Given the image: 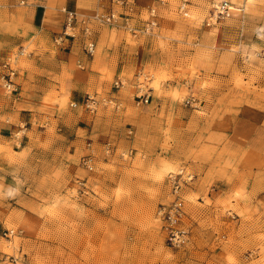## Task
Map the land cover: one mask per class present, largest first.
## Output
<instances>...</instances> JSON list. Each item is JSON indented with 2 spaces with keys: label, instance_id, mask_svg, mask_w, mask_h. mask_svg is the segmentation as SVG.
Listing matches in <instances>:
<instances>
[{
  "label": "rangeland",
  "instance_id": "1",
  "mask_svg": "<svg viewBox=\"0 0 264 264\" xmlns=\"http://www.w3.org/2000/svg\"><path fill=\"white\" fill-rule=\"evenodd\" d=\"M217 1L183 16L179 0H135L137 26L149 7L157 18L139 37L92 15L91 56L82 30L66 36L69 55L0 2V264H264V159L241 149L264 146V0H227L241 10L207 25ZM81 71L89 88L70 97ZM139 92L149 100L137 107ZM86 94L122 108L89 112ZM180 165L195 180L183 189L186 243L171 247L156 211Z\"/></svg>",
  "mask_w": 264,
  "mask_h": 264
},
{
  "label": "built area",
  "instance_id": "2",
  "mask_svg": "<svg viewBox=\"0 0 264 264\" xmlns=\"http://www.w3.org/2000/svg\"><path fill=\"white\" fill-rule=\"evenodd\" d=\"M198 0H179L178 11L183 16H189L191 4L196 3ZM110 8L103 12H97L94 17L95 19L102 23L110 26L121 28L128 33H131L134 37H139L141 35H149L157 26L156 9L155 7H149L147 9V18L143 21L140 26H137L135 21L137 18V7L135 0H109ZM233 10L229 1L219 0L217 2H212L208 9V14L206 16V24L213 25L225 18ZM93 17V18H94ZM82 23V34L85 37L84 40V50L86 54L93 55L95 51V41L92 37L91 30L89 28V20H81ZM77 20L74 13H69L65 25L62 31L63 36L75 37L77 35ZM61 36L56 38L60 40ZM7 89H11L12 83L8 80L5 81ZM123 85L121 79H116L114 81V87L119 88ZM139 91H141L139 89ZM135 106L140 107L145 105L149 100V94L146 92H139L134 95ZM187 103L192 104L193 99H188ZM75 106V103L71 104ZM82 105L85 110L89 112H94L100 105L108 106L115 111H119L122 108V102L116 95H104L98 96L96 94H86L83 98ZM132 131L129 129L127 134L130 135ZM105 154H110L112 147L109 143L104 145ZM131 152H125L127 156ZM123 154V155H124ZM92 155L87 154L83 157L82 164L89 170L93 169ZM195 180V174L187 169L186 166L180 165L174 170L169 171L166 174V181L170 188V199L158 206L156 214L157 218L161 223V228L165 235L166 243L171 246H180L186 243V231L181 226V220L184 215V195L183 189L190 187ZM13 229H7L3 232V235L10 238L14 234ZM13 263L30 264L24 255H14L7 256Z\"/></svg>",
  "mask_w": 264,
  "mask_h": 264
},
{
  "label": "crops",
  "instance_id": "3",
  "mask_svg": "<svg viewBox=\"0 0 264 264\" xmlns=\"http://www.w3.org/2000/svg\"><path fill=\"white\" fill-rule=\"evenodd\" d=\"M7 1L0 0L3 3ZM7 3L11 4V7L22 19L23 23L34 31L36 39L38 37H46L51 40L55 38L56 40L57 37L61 36L60 41L57 40L61 42L58 47L68 48L69 55L74 52L76 40H70L62 35L68 14H75L78 22L76 30H82L83 25L79 21L89 20L97 12H103L110 8L109 0H9ZM30 34L33 35L32 32ZM76 73L75 78L73 77L71 80L70 97L74 93L85 94L90 85L89 81L94 75L87 71ZM254 145H250V149L246 148V146L241 149L253 156L254 158L252 159H264V146L256 147ZM2 257L3 254L0 252V261Z\"/></svg>",
  "mask_w": 264,
  "mask_h": 264
},
{
  "label": "bare ground",
  "instance_id": "4",
  "mask_svg": "<svg viewBox=\"0 0 264 264\" xmlns=\"http://www.w3.org/2000/svg\"><path fill=\"white\" fill-rule=\"evenodd\" d=\"M233 8H235V9H238L239 11L241 10L240 8H238V7H234V6H232Z\"/></svg>",
  "mask_w": 264,
  "mask_h": 264
}]
</instances>
